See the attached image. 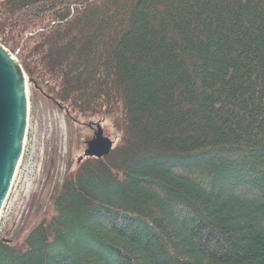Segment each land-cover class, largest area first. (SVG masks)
<instances>
[{"label":"trees","instance_id":"16d2710c","mask_svg":"<svg viewBox=\"0 0 264 264\" xmlns=\"http://www.w3.org/2000/svg\"><path fill=\"white\" fill-rule=\"evenodd\" d=\"M0 43L121 121L0 264H264V0H0Z\"/></svg>","mask_w":264,"mask_h":264},{"label":"rangeland","instance_id":"374dc122","mask_svg":"<svg viewBox=\"0 0 264 264\" xmlns=\"http://www.w3.org/2000/svg\"><path fill=\"white\" fill-rule=\"evenodd\" d=\"M30 88L28 82L23 152L11 192L0 211V237L18 243L31 225L52 213V188L76 167L86 142L93 136L85 124L101 121L103 133L113 141V147L121 134L119 112L101 118L82 116L58 108Z\"/></svg>","mask_w":264,"mask_h":264},{"label":"water","instance_id":"95a60500","mask_svg":"<svg viewBox=\"0 0 264 264\" xmlns=\"http://www.w3.org/2000/svg\"><path fill=\"white\" fill-rule=\"evenodd\" d=\"M28 82L17 56L0 43V211L22 153L27 127ZM58 107L62 108L59 104ZM88 126L95 129L78 163L83 158H103L112 149L113 141L103 134L99 121L89 122Z\"/></svg>","mask_w":264,"mask_h":264},{"label":"bare ground","instance_id":"6f19581e","mask_svg":"<svg viewBox=\"0 0 264 264\" xmlns=\"http://www.w3.org/2000/svg\"><path fill=\"white\" fill-rule=\"evenodd\" d=\"M5 47V46H4ZM28 116V115H27ZM100 122V124H101V121H99ZM89 123V122H88ZM88 123L87 124H85L88 128H92L93 129V132H94V129H95V127L94 126H88ZM95 123V122H94ZM102 127V126H101ZM103 129V128H102ZM92 132V133H93ZM25 134H26V130H25ZM104 134V133H103ZM24 139H25V137H24ZM23 146H24V141H23ZM112 148H113V145H112ZM86 149V148H85ZM84 149V150H85ZM22 152H23V148H22ZM84 152V151H83ZM21 155H22V153H21ZM20 159H21V156H20ZM20 159H19V161H20ZM19 161H18V164H17V167H18V165H19ZM17 167H16V170H17ZM16 170H15V173H16ZM15 173H14V175H13V179H12V182H13V180H14V177H15ZM12 182H11V186H10V189H9V191H8V193H7V196H8V194H9V192H11V188H12ZM7 196H6V198H7ZM6 198H5V200H6ZM5 200H4V202H5ZM4 204V203H3ZM2 209V208H1Z\"/></svg>","mask_w":264,"mask_h":264},{"label":"flooded vegetation","instance_id":"af4514ba","mask_svg":"<svg viewBox=\"0 0 264 264\" xmlns=\"http://www.w3.org/2000/svg\"><path fill=\"white\" fill-rule=\"evenodd\" d=\"M92 132H93V129L92 128H89Z\"/></svg>","mask_w":264,"mask_h":264}]
</instances>
